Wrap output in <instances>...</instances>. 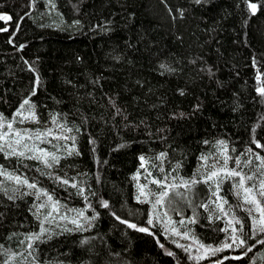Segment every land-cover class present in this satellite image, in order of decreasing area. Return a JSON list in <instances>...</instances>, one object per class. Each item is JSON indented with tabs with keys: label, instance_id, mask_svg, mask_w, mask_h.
Wrapping results in <instances>:
<instances>
[{
	"label": "trees",
	"instance_id": "1",
	"mask_svg": "<svg viewBox=\"0 0 264 264\" xmlns=\"http://www.w3.org/2000/svg\"><path fill=\"white\" fill-rule=\"evenodd\" d=\"M0 17V121L28 99L59 158L0 151V173L36 184L0 190V264H264L239 177L220 178L221 211L200 172L222 156L264 208V0H0ZM140 173L174 185L167 216L220 250L200 260L178 247L139 199ZM45 192L81 226L29 239Z\"/></svg>",
	"mask_w": 264,
	"mask_h": 264
},
{
	"label": "rangeland",
	"instance_id": "2",
	"mask_svg": "<svg viewBox=\"0 0 264 264\" xmlns=\"http://www.w3.org/2000/svg\"><path fill=\"white\" fill-rule=\"evenodd\" d=\"M21 115H16L14 121L11 123H4L0 121V147L3 148V151L7 154L11 153V150L14 148L16 152L23 151L25 153L24 156L28 159L32 160H40L36 158H29V157H39L41 156V152L39 150H44L49 154H55L53 151L49 150L48 147L44 146V143H52V141H49L51 137H55L54 133H44L42 130L34 129V119L29 117V112H20ZM29 117V118H26ZM8 124H11L12 127L9 128ZM43 126V125H42ZM44 127V126H43ZM21 133L20 137H17L15 133ZM37 133H40L41 136L38 139ZM19 139L21 142L20 144L16 143V140ZM11 145V148L9 147ZM31 149V151H29ZM13 155V154H12ZM15 155V154H14ZM21 157V156H20ZM49 163H52V167L55 163H53L50 159ZM222 156L218 157H211V158H205L202 161V165L200 168L201 175L205 178L211 171L213 170H221L224 168L223 163L221 162ZM41 161V160H40ZM42 162V161H41ZM214 166V168H213ZM222 176H225L224 172H220V174L215 177L212 181H209L210 184L213 186V202L214 207L219 208V205L223 204V201L221 199V196L218 193L219 187L217 188V182H220V178ZM9 177H13V179H10ZM14 177H20L16 176L14 174L4 172L2 173L3 183H0V190L3 189H11L16 190L20 188H28L27 185L24 184H18ZM21 180H24L23 177H20ZM136 183H137V189H138V197L141 200L149 201L151 204V219L156 221L158 224H160L165 232L172 236V240L176 242L178 245H182L183 249L185 247L189 248V251H187L191 257H200L199 259H204L208 256H210L213 252H205V249L208 248L207 246L201 247L202 244H200L198 241H196L193 237L190 236V234L186 231H182L181 228L173 223L171 218L167 216L164 210L163 202L157 204L156 200L159 194L164 191L162 187L157 185L156 183H153V181H160L156 178H152L148 174H137L136 177ZM163 182V181H161ZM167 184L166 182H163ZM169 185V184H167ZM144 193L143 195L141 193ZM256 201V200H255ZM55 203L54 201H50L49 203H44L45 207L39 208L40 215L44 214L42 221L44 220L45 216L51 211V204ZM255 211L257 212V217L260 220L262 218L260 211L256 208ZM52 215L55 217V220H53L51 223H45L44 227L47 228L49 231L52 232L53 229L62 227L64 229H69L70 227H80L82 219L84 217V214L78 215L77 212H72L70 215L65 213V219H61L60 217L63 216L62 214H57L56 212H52ZM75 219L78 221L79 226L77 224L72 223L71 221ZM234 225V222H233ZM47 232V233H48ZM176 233H179L177 235ZM186 237V238H185Z\"/></svg>",
	"mask_w": 264,
	"mask_h": 264
},
{
	"label": "snow or ice",
	"instance_id": "3",
	"mask_svg": "<svg viewBox=\"0 0 264 264\" xmlns=\"http://www.w3.org/2000/svg\"><path fill=\"white\" fill-rule=\"evenodd\" d=\"M249 8L251 9V11L253 13H255V11L257 9V5L254 4V3H251V4H249ZM0 18H3V17H0ZM261 91L264 92V89H262ZM24 105H29V117L32 118V119H35V115L31 111V105H30V101L28 99H25L23 101V104L21 105V107L23 108ZM17 115H21V113L18 112ZM29 117H26V118H29ZM8 127L11 128L12 125L11 124H8ZM69 131H70V129H69ZM15 135L17 137H20L21 136V133L17 132V133H15ZM40 136H41V134L40 133H37V138L38 139L40 138ZM20 142L21 141L19 139L16 140V143L17 144H20ZM9 147L11 148V145H9ZM257 147H261V145L257 144ZM2 150H3V148L0 147V151H2ZM29 151H31V149H29ZM39 151L41 152V156H39V157H29V158L40 159L47 167H52V163H49V159H48L49 157H50V159H51V161L53 163H58L59 162V158L57 156H55V154H49V153H47L46 151H44L42 149L39 150ZM10 154H15V155H18V156H21V157L25 155V153L23 151L17 153L14 148L11 150V153ZM161 155L163 156V154H161ZM141 159H143V158H141ZM226 164H227V160H225V168H223V169H221L219 171H217V170L211 171L205 177L204 182L207 183L208 181H212L215 177H217L220 174L221 171L224 172V174H225L226 177H239L238 187L244 189V193H245V195H244V202L245 203H253V204H255L256 208L260 211L262 218L257 221L258 231L264 232V208H261L260 205H259V203L257 201L252 200V199H249V196L252 193V188H250V187L249 188H244V181H245L246 177L241 172H238V171H235V170H227ZM213 168H214V166H213ZM0 174H2V173H0ZM9 178L10 179H13V177H9ZM247 178L250 179V177H247ZM14 179L16 180V182L18 184L27 185V187L29 189H35L36 188V184L35 183H29L26 179L25 180H21L20 177H14ZM62 183L68 184L69 181L68 180H63ZM153 183H156L157 185H159L160 187H162L163 189H165L164 191H162L159 194V196L157 197V200H156V203L157 204L162 203L163 200L165 199V197L168 196L167 189L169 187H174V185H171L170 186V185H167V184H165V183H163L161 181H155V180L153 181ZM192 183L193 184L194 183H197V181L193 180ZM184 186L187 187V184H185ZM72 187H76V185L73 184ZM218 187H219V182H217V188ZM141 194L143 195L144 193L142 192ZM259 194L262 195V196H264V183H261V185L259 186ZM44 195L47 197V200L48 201H52V196L51 195H48V193H46V192L44 193ZM37 198H39V197H37ZM218 199H221V198L218 197ZM103 206L104 207H108V204L105 203ZM43 207H45V204L44 203H41L39 205V208H43ZM219 208H220L221 211H223V204L219 205ZM52 212H56L57 214H59V203L58 202H55V203H52L51 204V211L45 216L44 220L41 221V223H40L39 233L33 234V236L29 237V239H37L38 240L41 235H43V234H45V233H47L49 231L47 228L44 227V224L45 223H51L53 220H55V217L52 215ZM78 215H81L82 216L83 213H78ZM225 215H227V213H225ZM60 218L61 219H65L66 217L65 216H61ZM71 222L72 223H75V224H77V226H79L77 220L73 219ZM121 222L123 223L125 221H121ZM232 222L233 221L230 220L229 221V224L231 225ZM148 223L151 224L152 221L149 220ZM235 223L240 224V221L239 220H235ZM128 226L131 227V228H136V225L135 224H129ZM137 230L143 232V231H147L148 229L141 227V228H138ZM240 230L241 231L243 230V225H241V229ZM225 231H227V229H225ZM235 231H236V229L233 228V232H235ZM176 234L179 235V233H176ZM231 239H232L233 243H236V241L239 240V244L240 245H244L245 244V241L243 239H240L237 236H232ZM261 243H264V241H261ZM177 246L178 247H184L182 245H177ZM231 246L232 245L231 244H228V243H225L224 244V247L225 248H230ZM29 247H31V245H29ZM201 247H203V245H201ZM219 250L220 249H213V248H211L209 246L208 248L205 249V252H209V251L216 252V251H219ZM185 251H189V248L188 247H185ZM168 254L169 255H173V253H171V252H169ZM192 258L193 259H199L200 257H192Z\"/></svg>",
	"mask_w": 264,
	"mask_h": 264
},
{
	"label": "water",
	"instance_id": "4",
	"mask_svg": "<svg viewBox=\"0 0 264 264\" xmlns=\"http://www.w3.org/2000/svg\"><path fill=\"white\" fill-rule=\"evenodd\" d=\"M219 262H221V261H219Z\"/></svg>",
	"mask_w": 264,
	"mask_h": 264
}]
</instances>
